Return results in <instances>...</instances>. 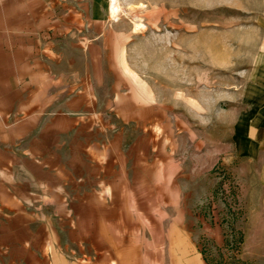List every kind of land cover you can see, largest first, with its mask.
I'll return each instance as SVG.
<instances>
[{
	"label": "rangeland",
	"instance_id": "obj_1",
	"mask_svg": "<svg viewBox=\"0 0 264 264\" xmlns=\"http://www.w3.org/2000/svg\"><path fill=\"white\" fill-rule=\"evenodd\" d=\"M117 1L0 0V264H264V0Z\"/></svg>",
	"mask_w": 264,
	"mask_h": 264
},
{
	"label": "crops",
	"instance_id": "obj_2",
	"mask_svg": "<svg viewBox=\"0 0 264 264\" xmlns=\"http://www.w3.org/2000/svg\"><path fill=\"white\" fill-rule=\"evenodd\" d=\"M259 68L256 80L245 89L244 109L236 123L238 155L249 165L248 181H259L264 188V63Z\"/></svg>",
	"mask_w": 264,
	"mask_h": 264
},
{
	"label": "bare ground",
	"instance_id": "obj_3",
	"mask_svg": "<svg viewBox=\"0 0 264 264\" xmlns=\"http://www.w3.org/2000/svg\"><path fill=\"white\" fill-rule=\"evenodd\" d=\"M112 2H113V5H112V10H113V12L118 11V10H119L118 1H117V0H112ZM110 9H111V8H110ZM111 13H112V11H111ZM111 13H110V14H111ZM112 15H113V13H112Z\"/></svg>",
	"mask_w": 264,
	"mask_h": 264
}]
</instances>
